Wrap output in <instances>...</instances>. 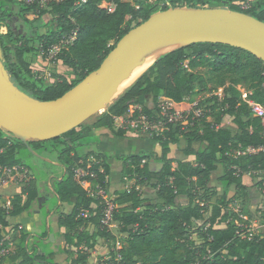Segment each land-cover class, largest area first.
<instances>
[{
  "label": "trees",
  "instance_id": "trees-1",
  "mask_svg": "<svg viewBox=\"0 0 264 264\" xmlns=\"http://www.w3.org/2000/svg\"><path fill=\"white\" fill-rule=\"evenodd\" d=\"M171 2L174 7L179 3L188 8L221 6L264 23V0H254L247 10L232 0ZM31 12L38 13L34 21L28 18ZM155 12L157 9L147 1L135 8L132 0H88L79 6L70 0L42 9L16 0H0V29H8L5 35L0 31L4 66L24 94L39 102L56 100L98 70L116 44ZM74 31V44L59 56L69 70L56 82L46 84L41 73L33 71L41 58L40 45L57 43ZM220 89L222 98L212 95L205 100L210 105L214 103V122H207L206 114L199 129L183 132L180 126L170 125L169 130L150 138L161 147V154L153 158L159 165L157 170L151 167V154L119 158L123 180H133L135 186L118 189L112 197L113 219L119 224L120 233L127 235L117 250V237L102 225V198L82 184L87 181L93 190L98 186L109 193L111 157L101 151H84L93 145L86 140L106 129L117 137H125L128 131L116 128L115 118L126 115L134 106H141V113L153 118L160 113L161 99L182 104L200 93L212 94ZM249 101L264 106L262 60L224 44L197 43L178 48L154 62L93 125H81L52 140L28 142L0 128V181L5 170L31 171L27 158L53 157L65 168L61 180L54 183L56 196L51 199L54 207L61 203L59 227L65 233L59 234L63 245L58 251L68 256L69 264H88L100 241L108 244V255L100 264H264V234L249 230V220L230 210L231 204L242 201L246 205L249 200L244 175L258 170L264 173V151L234 155L264 145L261 119L252 113ZM225 119L231 120L233 129L223 126ZM182 138L185 146H180ZM175 148L181 153L178 160L170 157ZM219 165L224 167L220 178L223 195L216 194L213 202L205 195ZM78 170L87 176L79 179ZM262 179L259 187L264 183V174ZM140 185L151 187L155 195L147 196L138 189ZM181 196L188 200L184 205L177 203ZM41 197L43 194L33 181L11 199L10 206L0 207V264H58L51 244L46 249L43 242L30 246V234L13 223L23 213L32 212ZM201 201L207 204L202 206ZM260 206L264 217V204ZM84 212H89V216L84 217ZM10 234L20 235L14 241L15 252H7L9 242L5 237Z\"/></svg>",
  "mask_w": 264,
  "mask_h": 264
},
{
  "label": "water",
  "instance_id": "water-1",
  "mask_svg": "<svg viewBox=\"0 0 264 264\" xmlns=\"http://www.w3.org/2000/svg\"><path fill=\"white\" fill-rule=\"evenodd\" d=\"M173 43L180 44L178 48L197 43L229 45L264 62V23L228 8L157 12L126 34L98 70L62 97L46 102L34 100L12 82L0 43V128L23 142L58 138L112 105L121 84L145 52Z\"/></svg>",
  "mask_w": 264,
  "mask_h": 264
},
{
  "label": "rangeland",
  "instance_id": "rangeland-1",
  "mask_svg": "<svg viewBox=\"0 0 264 264\" xmlns=\"http://www.w3.org/2000/svg\"><path fill=\"white\" fill-rule=\"evenodd\" d=\"M143 2H145V0H143ZM163 6H162L163 11L166 8H168V9L174 8V6L172 5V2H170V1L167 3H164ZM176 7L188 9V7H184L183 3H179ZM198 8H200V7H198ZM206 8H210V7L206 6ZM217 8H225V7L219 6ZM155 13H157V12H155ZM37 16H38V13L31 12L28 15V18L30 21H34L37 18ZM2 27L0 29L1 34H3V35L7 34L8 29L6 30L5 26H2ZM52 27L55 28L56 23H54ZM26 29H27V31H29L28 28H26ZM24 30H25V27H24ZM160 57H158L156 59V61ZM68 70H69V68L67 66H65L61 60H59L57 62V64H55L53 62L47 61L46 59H43L42 57L39 58L38 63L33 67V71H36L37 73H41L40 76H42L41 78H43L45 80L46 84H51L53 82H56L59 79V76L65 75V73ZM199 71H201L202 73H205V70H199ZM135 82L136 81H134L128 88L119 90L118 94L116 95V97L113 100V103L118 98H120ZM198 90L199 89H196V91H198ZM222 90H219V92L221 93ZM214 93H212V94L210 92L200 93L199 96H197L195 98L197 103L200 102V104H202V106L200 107L202 116L198 119V121H196V123L194 122V126L190 125L189 127L183 129L184 130L183 132L189 131L190 128L191 129L201 128L202 124H203L204 116L206 114H207V117L205 120L207 122H214L215 117L211 115V113H212L211 106H213L214 103H211V105H210L209 103L205 102V100L211 98V96ZM18 97L21 99L25 98L22 95H19ZM193 102H194V100L191 102H187V103H189V106H186L185 104L180 105L178 107L175 105H173V106H174L175 110L178 108L176 110L177 112H184V114H187L188 112H190V110H191L190 105ZM110 106L111 105H109L106 110L101 111L100 113L96 114L95 116H93L92 118L87 120L83 125H87V124L89 125V123H92V122L96 123L98 118L102 114H104ZM180 108H184V109H180ZM216 112H219V110L217 109ZM223 126L228 127L230 129H233V124H232L231 120H229V119H225V121H223ZM131 132H134L135 134L141 135V136L146 137L148 139L151 138V136L149 134H143L141 132H136V131H131ZM86 142L93 143V145L86 147L84 149V151H86V152L89 150L100 151L98 149L99 148L98 147V144H99V138L98 137L93 135L90 138H88L86 140ZM48 157L49 156H47V157H45V156L41 157L40 156V158L39 157L27 158L25 160V162L28 166L31 167V171H28L27 173H25L24 171H20L19 169L5 170L4 178L0 181V183H1V185H4L6 183L9 186L8 187L9 192L7 193L6 197H4V196L1 197L2 199L0 201V207H3L5 205L7 206V204L3 203V201L4 200L7 201L8 196L10 197L11 195H15V193H17L18 191H21V189H23L30 182H33V181H35L36 185L41 190L45 191L46 194L49 193L48 191L50 190V186H52L54 181L57 180L62 175V167L59 166L58 164H56L57 162H55V159H53V157H50V158H48ZM19 172H21V173H19ZM223 174H224V167L219 165L218 171L215 172V174L212 177V180H211L212 185L209 186L207 194L205 195L206 197L210 198L211 201H213V202L217 198L216 194L218 196L223 195V186L220 182V178H221V176H223ZM245 182H246L247 186L249 187V193H250L249 200H248L247 204L246 205L243 204L242 201L235 202V203L230 205V210L233 212L241 213L246 218V220H249V227L251 228L249 230H251L252 232H256V233L261 232L264 234V217H263V212L260 210V207H261L260 205L264 204V188H262V186L259 187L258 183L260 182V178H258V177L247 175ZM132 184H133V182L129 183V186H132ZM88 187H89L88 189L92 190V188L90 186H88ZM143 188H145L144 190L147 189L146 186ZM201 194H204V191H202ZM212 194H215V195L212 196ZM48 203L50 204V210H52L54 208L55 202L53 201V199H49ZM201 203H203V201H201ZM43 217L45 220L46 213H43ZM198 228H199V226L196 228V230ZM113 231L115 233H117L121 238V234L119 232V229H117V227L113 228ZM18 237H19V234L18 235L10 234V235L5 237V239L9 242V250L7 252H9V251L15 252L16 246H15L14 241H15V238H18ZM194 238H196V235H194ZM120 241L122 242V244H124V240L121 239ZM46 243H47V241L44 242L45 246L43 245V249H46Z\"/></svg>",
  "mask_w": 264,
  "mask_h": 264
},
{
  "label": "crops",
  "instance_id": "crops-1",
  "mask_svg": "<svg viewBox=\"0 0 264 264\" xmlns=\"http://www.w3.org/2000/svg\"><path fill=\"white\" fill-rule=\"evenodd\" d=\"M3 28V27H2ZM6 28V27H5ZM7 30V28H6ZM162 102H168L165 99H161ZM190 98L182 103V104H176L171 101L175 106H180L185 104L186 106H189V103L191 102ZM196 99H194V102ZM193 103H191V109L193 106ZM178 109V108H177ZM176 109V110H177ZM184 109V108H180ZM95 122L89 123V125H93ZM88 125V124H87ZM96 135L99 138V144L98 149L108 154L111 157L110 163H111V174H110V182L112 184V187L110 189V192L107 193L110 197H113L114 193L118 189H131L133 186H135V182L133 180L124 179L123 177V163L119 160V158L130 156L132 154H142L147 153L152 155V160L150 161L151 167L154 170H157L159 168V165L155 160H153L154 155H160L161 154V147L154 145L150 139L143 137L141 135H137L134 132H128L125 137H117L112 131L110 130H98L96 131ZM186 140L181 139L180 146H185ZM170 157L178 160L181 158V153L179 149L175 148L171 154ZM193 160V159H191ZM58 164V163H56ZM59 165V164H58ZM60 166V165H59ZM62 167V166H61ZM174 167H177L176 164H174ZM21 173V172H19ZM18 173V174H19ZM65 173V168L62 167V175L57 179L61 180ZM247 175H244L243 180L244 184H246L245 179ZM213 177V176H212ZM56 181V180H55ZM54 181V183H55ZM133 182L132 186H129V183ZM54 183L52 186H50L49 193L46 194L45 191L41 190V193L43 194L42 201L38 205L34 207L32 212H25L21 216L15 218L13 220V223L19 226V229L24 231L25 233H29V243L30 246H32L34 243L37 242L39 244L40 242L47 241L46 245L51 244L50 250H53L56 252V263L58 264H69L68 256L59 252V246L63 245V240L60 238L59 234L65 233V229H61L59 227V219L61 214V203H58L57 206H55L52 210H50V204L48 203L49 199L54 198L55 192L53 190ZM212 184L210 183V186ZM86 189H88L90 185H83ZM146 185H140L138 186V189L142 192H144L147 196H154V191L151 190V187L146 186V190H144ZM8 185L5 183L4 185L0 184V199L4 196L6 197L7 193L9 192ZM93 189V186H90ZM90 191V189H88ZM22 191V189H21ZM21 191H18L15 193V195L8 196V200H4L3 203L7 204V206L10 205L11 199L15 197L16 195L20 194ZM188 202L186 197H178L177 203L178 205H184ZM202 205L207 204L206 202L201 203ZM4 205V204H3ZM43 213H46V218L44 220ZM117 227L119 229V224L115 222L114 228ZM120 232V231H119ZM117 237V242L123 246L121 239L124 240V238H127V235L121 234L120 236L112 232ZM44 234H47L45 239H41L40 237ZM54 235L53 241H51V236ZM20 236V235H19ZM17 238H15L16 240ZM11 250V249H10ZM108 244L104 241H100L99 245L96 247L94 251L91 252V256L89 258L88 264H100L101 261H104L106 259V256L108 255Z\"/></svg>",
  "mask_w": 264,
  "mask_h": 264
},
{
  "label": "built area",
  "instance_id": "built-area-1",
  "mask_svg": "<svg viewBox=\"0 0 264 264\" xmlns=\"http://www.w3.org/2000/svg\"><path fill=\"white\" fill-rule=\"evenodd\" d=\"M22 5H36L39 8H46L50 4L54 3H63L70 0H16ZM143 0H132L133 6L135 8H139L141 6V2ZM148 4L153 6L157 9V12L163 11L164 3L171 2V0H145ZM254 0H232V3L238 5L242 10H247L251 7V4ZM88 0H75V5L79 6L82 4L87 3ZM163 6V7H162ZM162 7V8H161ZM186 7V6H184ZM177 8V7H174ZM76 32L65 36L60 39L59 42L54 43L52 45H40L41 57L46 59L49 62H56L59 61V56L63 54L65 51H68L69 48L74 44L76 40ZM37 74L36 71H34ZM42 77V76H41ZM222 90V89H220ZM213 95L218 96L219 98L223 97V90L220 93L219 90L215 92ZM249 106L251 108L252 113L261 119L262 127H263V135H264V106L259 105L253 101H249ZM160 113L155 117L151 118L142 112L141 106H134L129 109L126 115L121 117L115 118V125L118 129H123L128 132L136 131L141 132L143 134H149L152 136H159L165 131L169 130L170 125L180 126L181 130L189 127L190 125L194 126V122L198 121V119L202 116L201 109H200V102H194L192 109L187 114L184 112H177L172 103L168 102H161L159 106ZM139 113L137 116L136 113ZM264 151V145L258 149L255 148H248L245 151H237L234 153L236 157L239 156H246V155H254L258 154L259 152ZM19 169L20 171H24L27 173L28 171L23 170L22 168H14ZM263 170L258 171H251L245 175L254 176L260 178V181L263 180ZM77 175L79 179L84 178L87 176V173L78 170ZM83 185H89L87 181L82 182ZM91 186V185H90ZM264 188V183L262 185ZM90 192L98 197H101L104 202V212H103V221L102 225L104 228L107 229L109 232H113V228L115 225V221L113 219V212L115 209L114 204L112 203V197H110L103 189L96 186L95 190H90ZM241 218L246 220V218L241 214ZM84 217L89 216V212H84ZM241 228L245 227L244 224H239ZM116 249L120 250L121 245L116 243ZM194 264H202L201 261H196Z\"/></svg>",
  "mask_w": 264,
  "mask_h": 264
},
{
  "label": "bare ground",
  "instance_id": "bare-ground-1",
  "mask_svg": "<svg viewBox=\"0 0 264 264\" xmlns=\"http://www.w3.org/2000/svg\"><path fill=\"white\" fill-rule=\"evenodd\" d=\"M180 44H159L145 52L137 61V64L132 73L123 81L119 90L128 88L136 79L141 76L156 59L168 52H171L178 47Z\"/></svg>",
  "mask_w": 264,
  "mask_h": 264
}]
</instances>
